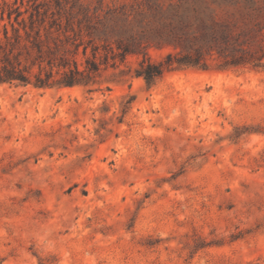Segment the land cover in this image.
Returning <instances> with one entry per match:
<instances>
[{
    "label": "rangeland",
    "instance_id": "rangeland-1",
    "mask_svg": "<svg viewBox=\"0 0 264 264\" xmlns=\"http://www.w3.org/2000/svg\"><path fill=\"white\" fill-rule=\"evenodd\" d=\"M139 60L109 61L92 91L0 85V264H264V71L148 87Z\"/></svg>",
    "mask_w": 264,
    "mask_h": 264
},
{
    "label": "trees",
    "instance_id": "trees-1",
    "mask_svg": "<svg viewBox=\"0 0 264 264\" xmlns=\"http://www.w3.org/2000/svg\"><path fill=\"white\" fill-rule=\"evenodd\" d=\"M0 11V85L92 91L109 61L129 55L140 57L134 76L148 87L177 70L264 71V3L253 0H146L119 9L55 0ZM151 48L170 51L153 61Z\"/></svg>",
    "mask_w": 264,
    "mask_h": 264
}]
</instances>
